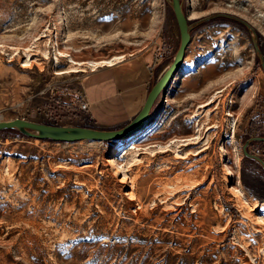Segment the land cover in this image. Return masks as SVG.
<instances>
[{"label": "rangeland", "instance_id": "rangeland-1", "mask_svg": "<svg viewBox=\"0 0 264 264\" xmlns=\"http://www.w3.org/2000/svg\"><path fill=\"white\" fill-rule=\"evenodd\" d=\"M181 3L189 19H244L264 57V0ZM178 37L166 0H0V120L92 126L80 84L105 62L88 61L150 49L154 80ZM178 69L119 148L0 131V264H264V169L243 153L264 135L248 29L193 27ZM245 149L264 162V140Z\"/></svg>", "mask_w": 264, "mask_h": 264}, {"label": "water", "instance_id": "water-1", "mask_svg": "<svg viewBox=\"0 0 264 264\" xmlns=\"http://www.w3.org/2000/svg\"><path fill=\"white\" fill-rule=\"evenodd\" d=\"M166 2H168V4L171 6L176 21L179 34L178 43L166 67L150 84L142 105L138 111L126 122L117 127L102 128L88 125L49 123L31 120L24 117H13L9 119H1L0 129H14L27 136L62 141H73L77 139L108 140L125 138L132 135L138 129L146 125L148 122V114L154 99L160 91L164 90L165 86L178 70L184 56L186 44L189 40L190 30L193 27L215 17H223L234 20L243 24L248 29L255 54L258 58L261 68L264 70V60L257 44L256 33L252 26L244 19L235 14L224 11L211 12L206 15L189 19L183 10L181 0H166ZM252 140H264V135L254 134L248 136L243 143V153L246 156L256 160L264 169V162L262 159L253 153L247 152L245 149L246 144Z\"/></svg>", "mask_w": 264, "mask_h": 264}, {"label": "crops", "instance_id": "crops-1", "mask_svg": "<svg viewBox=\"0 0 264 264\" xmlns=\"http://www.w3.org/2000/svg\"><path fill=\"white\" fill-rule=\"evenodd\" d=\"M155 58L154 51L146 49L96 65L84 74L79 95L87 102L92 126L117 127L138 111L153 81Z\"/></svg>", "mask_w": 264, "mask_h": 264}, {"label": "bare ground", "instance_id": "bare-ground-1", "mask_svg": "<svg viewBox=\"0 0 264 264\" xmlns=\"http://www.w3.org/2000/svg\"><path fill=\"white\" fill-rule=\"evenodd\" d=\"M256 26H259V24H257L256 22L254 23ZM261 26V25H260ZM262 28V27H261ZM115 56V55H114ZM118 56H122V55H116L115 57H118ZM115 57H112V58H109V59H101V60H89L88 62L90 63V65L91 64H97V63H100V62H105V63H111L112 61H113V59H115ZM72 61L74 62V63H79V64H81V62H82V60H76L75 58H72ZM87 61V60H86ZM100 64H102V63H100ZM73 68V67H72ZM68 70H69V68H67ZM70 69H71V67H70ZM74 69V68H73ZM179 70V69H178ZM177 70V71H178ZM67 70L65 69V70H59L58 72H66ZM177 71H176V73H177ZM178 74H179V71H178V73L176 74V76H178ZM174 85V84H173ZM171 87H172V85H171ZM207 102V101H206ZM206 102H204V103H206ZM203 104V103H202ZM143 128V127H142ZM142 128H140V129H138L137 131H136V133L134 134V135H136V134H139L140 133V131L142 130ZM131 136V135H130ZM129 136V138L128 137H125V138H118V139H115L116 140V146L118 147L119 145H120V147L122 146L121 144H123V143H125L127 140H129L130 138H132L133 136H131L130 137ZM187 138L188 137H186L185 139L183 138V140H187ZM190 138V137H189ZM124 145V144H123ZM119 148V147H118ZM111 160V159H110ZM237 182L238 183H240L239 182V179H237Z\"/></svg>", "mask_w": 264, "mask_h": 264}, {"label": "built area", "instance_id": "built-area-1", "mask_svg": "<svg viewBox=\"0 0 264 264\" xmlns=\"http://www.w3.org/2000/svg\"><path fill=\"white\" fill-rule=\"evenodd\" d=\"M77 108H78L79 110L86 111V109H87V102H86V100L83 99V98H80V99L78 100V102H77Z\"/></svg>", "mask_w": 264, "mask_h": 264}, {"label": "flooded vegetation", "instance_id": "flooded-vegetation-1", "mask_svg": "<svg viewBox=\"0 0 264 264\" xmlns=\"http://www.w3.org/2000/svg\"><path fill=\"white\" fill-rule=\"evenodd\" d=\"M256 40H257L258 47H259V49L261 51V39L259 38V36H256ZM261 53H262V51H261ZM263 60H264V57H263Z\"/></svg>", "mask_w": 264, "mask_h": 264}, {"label": "trees", "instance_id": "trees-1", "mask_svg": "<svg viewBox=\"0 0 264 264\" xmlns=\"http://www.w3.org/2000/svg\"><path fill=\"white\" fill-rule=\"evenodd\" d=\"M2 129H0V131H1Z\"/></svg>", "mask_w": 264, "mask_h": 264}]
</instances>
